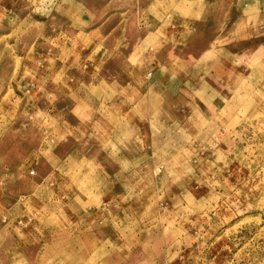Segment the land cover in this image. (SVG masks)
<instances>
[{
  "label": "rangeland",
  "instance_id": "374dc122",
  "mask_svg": "<svg viewBox=\"0 0 264 264\" xmlns=\"http://www.w3.org/2000/svg\"><path fill=\"white\" fill-rule=\"evenodd\" d=\"M0 264H264V0H0Z\"/></svg>",
  "mask_w": 264,
  "mask_h": 264
}]
</instances>
